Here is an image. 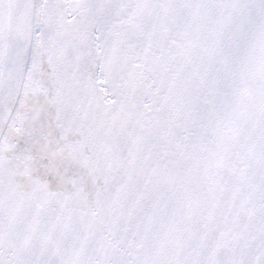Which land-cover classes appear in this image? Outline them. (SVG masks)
<instances>
[{"label":"snow or ice","instance_id":"snow-or-ice-1","mask_svg":"<svg viewBox=\"0 0 264 264\" xmlns=\"http://www.w3.org/2000/svg\"><path fill=\"white\" fill-rule=\"evenodd\" d=\"M0 264H264V0H0Z\"/></svg>","mask_w":264,"mask_h":264}]
</instances>
